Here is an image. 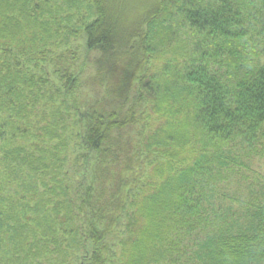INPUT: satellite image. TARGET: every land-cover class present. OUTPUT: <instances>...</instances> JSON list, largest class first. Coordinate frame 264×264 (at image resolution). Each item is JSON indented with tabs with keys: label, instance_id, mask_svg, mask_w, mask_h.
I'll use <instances>...</instances> for the list:
<instances>
[{
	"label": "trees",
	"instance_id": "obj_1",
	"mask_svg": "<svg viewBox=\"0 0 264 264\" xmlns=\"http://www.w3.org/2000/svg\"><path fill=\"white\" fill-rule=\"evenodd\" d=\"M68 3L0 0V264H264V0ZM74 36L122 114L77 101ZM79 162L97 204L68 180Z\"/></svg>",
	"mask_w": 264,
	"mask_h": 264
},
{
	"label": "rangeland",
	"instance_id": "obj_2",
	"mask_svg": "<svg viewBox=\"0 0 264 264\" xmlns=\"http://www.w3.org/2000/svg\"><path fill=\"white\" fill-rule=\"evenodd\" d=\"M55 5L62 11L59 13L61 16H64L65 14H72L75 11V8L77 6L76 3H68L69 0H53ZM86 5L83 7V10L85 11ZM59 10V11H60ZM176 32H179L180 39L186 40L185 44L187 42L192 43L193 39L187 38L185 35L182 36V34H186L182 27H179L176 29ZM74 36L70 40V46L68 47L72 53L73 50L77 52V63L74 65V71L77 74H79L81 87L76 95V99L78 102H80L83 107L89 102V101H98L101 99V105L103 106V109H106L107 111H115L119 114H122L124 111V108L122 107V103L120 101H115L110 97H106L102 92L98 90L97 85L94 82V77L96 75V72L98 68L101 66L99 62V54L96 51H88L85 49L84 43H82L81 38L77 40V37ZM74 40V41H73ZM57 51V50H56ZM180 53V52H179ZM38 62V66H39ZM43 66H45L46 70L51 72L52 67L50 64H47L46 62H41ZM30 68V71H34V68L32 69V65H27ZM42 71V68L40 69V73ZM52 79L54 77L52 76ZM141 130V127L137 128H127L120 131H116L114 133L115 139L113 143V148L115 146H120L122 143H132L137 142L140 140V136L138 135L139 131ZM77 142V141H76ZM78 144H75L72 148V151L77 150ZM78 152H74L73 155H76ZM82 153V151H80ZM92 161H95V156L91 159ZM253 168L257 174H260L261 176L264 175V159H255ZM147 169V168H146ZM69 174L72 175L71 177H68V180L72 183V186L74 188V193H77L78 197H80V200L84 199V196L82 193H86V190L91 188L90 196H93L92 198L93 203L97 204L96 202V196L97 194L93 192L92 188L95 187L94 191H97L102 188V186H93L91 183V177L93 175L92 169L90 166L84 167L81 162L78 163V165H74L73 170L69 169ZM96 175V174H95ZM83 177V179H81ZM96 198V199H95ZM107 198V192L105 191L99 200H104ZM98 200V199H97ZM88 212V209L85 208L82 210V216H86ZM127 219L121 215L117 225L106 235L105 237V244L107 246V252L111 253L113 252L114 257H117V254L120 249L121 242L129 235V229L127 228ZM81 226H86L84 223V218L79 220V223ZM64 246H67V252H72V244L68 243ZM81 252L79 253L80 256ZM107 255V254H106ZM48 261L46 260H40L39 264H47ZM61 261L58 260L57 262L50 261L48 264H59ZM66 264V263H65ZM72 264H79L78 259L72 260Z\"/></svg>",
	"mask_w": 264,
	"mask_h": 264
}]
</instances>
